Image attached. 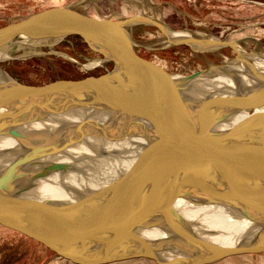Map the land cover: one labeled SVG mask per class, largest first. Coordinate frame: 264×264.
I'll return each mask as SVG.
<instances>
[{
  "label": "water",
  "instance_id": "95a60500",
  "mask_svg": "<svg viewBox=\"0 0 264 264\" xmlns=\"http://www.w3.org/2000/svg\"><path fill=\"white\" fill-rule=\"evenodd\" d=\"M136 25L167 35L175 32L149 17L97 21L70 7L47 9L0 28V52L9 55L20 38L77 37L90 52L112 64L110 71L98 77L41 86L21 84L2 70L6 78L0 81V140L15 139L23 144L24 152L0 170V219L76 264L133 258L156 264H215L232 256L264 254V90L190 98V82L209 70L178 81L157 64L143 60L128 31ZM177 38L181 41L172 46L185 45L202 53L229 47L236 54L234 59L217 67L223 70L228 62L247 66L264 81V72L243 61L245 51L233 42L199 49L192 36ZM83 109L104 112L116 121L112 126L83 121L44 141L23 130L26 125ZM241 111L247 112L245 121L225 128L226 121ZM143 124L155 138L152 154L140 165L77 200L38 203L29 195V186L36 181L73 169L45 160L68 156L69 148L90 137L116 142L141 135L134 129ZM42 164L29 174L28 168ZM25 180L28 186L22 185ZM192 191L220 199L232 198L229 191L237 193L262 211V223L253 228V236L236 244L213 243L169 205L170 200ZM151 228L160 229L164 239L143 237Z\"/></svg>",
  "mask_w": 264,
  "mask_h": 264
},
{
  "label": "rangeland",
  "instance_id": "374dc122",
  "mask_svg": "<svg viewBox=\"0 0 264 264\" xmlns=\"http://www.w3.org/2000/svg\"><path fill=\"white\" fill-rule=\"evenodd\" d=\"M61 7H70L97 21L149 17L195 39L212 37L222 43L233 42L247 53L264 54V0H0V28ZM128 31L140 58L173 75L210 70L211 65H223L236 55L229 47L212 53L185 45L163 47L166 43L160 31L146 25ZM96 59L102 60L100 65H93ZM0 68L21 84L41 86L98 77L110 71L112 64L90 52L77 37L33 41L20 38L10 57L0 62ZM0 220V264H53L56 253L52 249ZM245 262L228 259L223 264H260Z\"/></svg>",
  "mask_w": 264,
  "mask_h": 264
},
{
  "label": "bare ground",
  "instance_id": "6f19581e",
  "mask_svg": "<svg viewBox=\"0 0 264 264\" xmlns=\"http://www.w3.org/2000/svg\"><path fill=\"white\" fill-rule=\"evenodd\" d=\"M159 34L164 37L166 43H163L165 44L163 47L176 45V42L181 41L177 37H191L180 32H174V35H167L162 32H159ZM195 42L199 49L209 48V46L220 43L212 37L203 36H199L198 39H195ZM247 54L246 52L242 54V60L250 65L252 64L254 66L252 68L257 71L264 72V54L256 52L251 55ZM8 57H10L8 53L0 52V61ZM249 58L251 63L247 60ZM101 62L102 60L96 59L93 65H100ZM210 68L209 71L201 73L197 79L190 82V88L187 92L190 98L205 100V97L210 94L219 96L239 92L252 93L257 89L264 90V81L259 80L255 70L249 69L247 66L228 62L223 70L221 67L214 65H211ZM173 77L180 81L185 80L188 76L173 75ZM5 78V73L0 69V81L5 80ZM246 113L241 111L231 116L226 121L225 128L230 129L243 123L248 117ZM83 121L100 122L105 126H112L116 120L104 112L83 109L71 114L55 115L42 122L26 125L23 130L28 136L36 137L37 141H44L47 140L46 137H49L50 134H56L54 137H57L58 134L80 125ZM134 130L142 134L125 137L116 142L90 137L69 148L66 151L68 156L51 157L45 160V163L60 161L70 165L74 170L57 172L36 181L35 184L29 186V195L33 196L35 202L38 203L43 200L56 202L77 200L80 196L100 189L118 176L140 165L144 159L152 154L153 149L150 146L155 135L146 124L135 126ZM23 152V144L19 141L10 137L0 140V170L9 166ZM44 164L28 168L29 174L38 171ZM28 184V180L22 182L24 186H28ZM229 196L232 198L220 199L206 193L192 191L186 197L170 200L169 205L195 232L201 234L207 240L221 246H231L250 236L253 228L262 223L263 215L256 205L248 204L241 195L229 191ZM143 237L152 241L162 240L165 234L158 228H151L143 233ZM260 255H237L215 264L226 263L228 259L264 264V255ZM52 260L53 264H76L61 256H56ZM107 264L156 263L145 258H133Z\"/></svg>",
  "mask_w": 264,
  "mask_h": 264
}]
</instances>
